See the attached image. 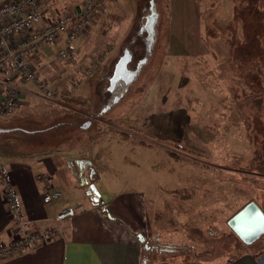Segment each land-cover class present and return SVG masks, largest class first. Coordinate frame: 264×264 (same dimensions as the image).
I'll use <instances>...</instances> for the list:
<instances>
[{
	"label": "rangeland",
	"instance_id": "obj_1",
	"mask_svg": "<svg viewBox=\"0 0 264 264\" xmlns=\"http://www.w3.org/2000/svg\"><path fill=\"white\" fill-rule=\"evenodd\" d=\"M150 2L106 3L70 59L59 56L63 43L46 47L34 69L59 105L50 122L29 120L42 131L29 139L52 141L44 132L57 126L61 137L85 139L76 154L94 161L83 171L86 203L101 216L95 193L104 203L129 196L124 217L145 221L162 244L191 248L197 261L246 250L228 222L250 202L264 207V0H155L154 49L143 54ZM77 5L62 0L59 9ZM124 50L150 59L124 98L103 103ZM7 148L0 144L2 156Z\"/></svg>",
	"mask_w": 264,
	"mask_h": 264
},
{
	"label": "crops",
	"instance_id": "obj_2",
	"mask_svg": "<svg viewBox=\"0 0 264 264\" xmlns=\"http://www.w3.org/2000/svg\"><path fill=\"white\" fill-rule=\"evenodd\" d=\"M3 2L5 0H0V4ZM60 3L62 0H46L42 10L48 18L59 17L63 14L59 9ZM49 52V48H42L30 55L29 62L33 67L37 62H46ZM37 74L39 75L38 72ZM11 86L18 89V100L15 112L9 117L0 118V144L4 146L6 142L9 143V148L3 151V156L1 153L0 155L7 165L4 166V171L17 191L24 217L39 229H47L55 226L54 218L64 209L75 208L76 216L62 223L61 238L36 249H29L0 264H264V242L259 244V248L251 245L246 247V250L234 253L224 252V249L218 255L203 258L201 261L195 260L191 248V251H188L186 247L174 244H166L167 247L162 244L161 237L158 239V235H153L160 233H154L149 225L145 226V221H129V218L124 217L128 211L122 209V206H125V200H128L129 196L116 198L118 194L104 203L101 202L102 194H94V206H100L106 213L101 216L99 211H95L96 208L92 210L93 205L86 203L91 201L88 196L90 189L87 192L84 187V176H87L89 171L84 173L76 163L85 160L94 165V161L89 157L80 158L81 156L76 154L86 143L85 139L73 136L66 139L64 135L61 137L57 126L51 130L45 129L47 131L44 133L52 135V141H31L29 137L42 131L28 129L29 120L50 122L55 118L56 114L53 112L56 108L42 104L35 87L22 82L12 66L0 73V103ZM80 124L79 121V128ZM16 134L23 135V139H13ZM63 150L68 151L67 155ZM49 185L50 192L57 197L51 203H45L44 196L48 193L46 189ZM80 201L88 206H80ZM259 207L264 211V207ZM104 214L113 222L124 224L123 231L117 234L116 224L105 225ZM12 232L13 224L4 205L0 187V240L10 237ZM120 235L124 237L121 238Z\"/></svg>",
	"mask_w": 264,
	"mask_h": 264
},
{
	"label": "built area",
	"instance_id": "obj_3",
	"mask_svg": "<svg viewBox=\"0 0 264 264\" xmlns=\"http://www.w3.org/2000/svg\"><path fill=\"white\" fill-rule=\"evenodd\" d=\"M45 1L5 0L0 4V73L12 66L22 82L36 87L42 104L55 108L56 92L39 77L29 62L30 55L44 47L63 43L59 56L64 60L72 58L74 43L85 33L97 11L112 0H76V8L54 18H48L42 10ZM17 100L18 89L9 87L5 99L0 103V118L9 117L15 112ZM0 187L13 224L12 235L0 240V262L61 238L62 223L76 216L75 208L64 209L54 218L55 226L47 229H39L26 219L17 191L5 174L1 155ZM46 190L48 193L44 196V202L51 203L57 196L50 192V185ZM95 211L98 212L97 209ZM103 218L105 225L116 224L117 234L123 231L124 224L115 223L108 216Z\"/></svg>",
	"mask_w": 264,
	"mask_h": 264
},
{
	"label": "water",
	"instance_id": "obj_4",
	"mask_svg": "<svg viewBox=\"0 0 264 264\" xmlns=\"http://www.w3.org/2000/svg\"><path fill=\"white\" fill-rule=\"evenodd\" d=\"M154 3L155 0H151L152 7H154ZM157 19L158 15L154 16V18H149V23L143 28L144 31L148 32L147 39L149 41L148 44L150 45L149 49H151L154 41V27L157 22ZM129 59L130 57L127 56L119 61L116 67V75L119 71H123L124 69H126ZM137 74V71H128L126 75L129 80L127 82L133 81L134 78L137 77ZM116 79H113V83L116 81ZM76 163L80 166L83 171H85L88 167L92 166L91 162L85 160H80ZM85 167L86 169L84 170ZM91 173L92 175L95 174L94 169H91ZM228 225L244 244L252 245L264 236V211L255 202H250L229 220Z\"/></svg>",
	"mask_w": 264,
	"mask_h": 264
},
{
	"label": "flooded vegetation",
	"instance_id": "obj_5",
	"mask_svg": "<svg viewBox=\"0 0 264 264\" xmlns=\"http://www.w3.org/2000/svg\"><path fill=\"white\" fill-rule=\"evenodd\" d=\"M150 11L151 13L145 17L147 18V20L145 21V24L143 26H141V31H140V34L142 35V38L145 40V45L143 44V54H150L152 53L153 49H154V43H155V36H154V41H153V44H152V47L151 49L150 48V45L148 44L149 41H148V32L147 31H144L143 28L149 23V18H154V16L158 15L155 11V3H154V7L151 6V2H150ZM159 17V16H158ZM158 21V19H157ZM157 24V22H156ZM156 24H155V34H156ZM143 30V31H142ZM135 44V43H134ZM138 44V43H137ZM136 45V44H135ZM151 51V52H150ZM150 52V53H149ZM129 56L130 59H129V62L127 63V66H126V69H124L123 71H119L116 75V67H117V64L119 63L120 60L124 59V57H127ZM149 55H144L142 58H137L135 57L134 54H132V52H130L129 50H124V53L123 55L116 60V63L112 69V72H111V75L108 77L109 78V86H107V93L108 95H112L110 98L108 95H106L104 93V97L102 98V102L103 103H106L105 100L108 102V100L110 101L109 103H112L114 104L115 100H121L122 98H124V96L126 95V93L129 91V89L132 87L134 81L137 79V77L140 75L141 71L143 70V68H145L146 64L148 63L149 61ZM138 72L137 74V77L134 78L133 81L131 82H127L129 80V78L127 77V72ZM118 78V79H116ZM113 79H116V81L113 83ZM107 108H110L109 105H107L103 112H105L107 110ZM89 121L90 120H86L82 125L81 127L84 128V125H88L89 124ZM81 122V123H82Z\"/></svg>",
	"mask_w": 264,
	"mask_h": 264
},
{
	"label": "trees",
	"instance_id": "obj_6",
	"mask_svg": "<svg viewBox=\"0 0 264 264\" xmlns=\"http://www.w3.org/2000/svg\"><path fill=\"white\" fill-rule=\"evenodd\" d=\"M149 6H150V4H149ZM72 52V51H71Z\"/></svg>",
	"mask_w": 264,
	"mask_h": 264
}]
</instances>
